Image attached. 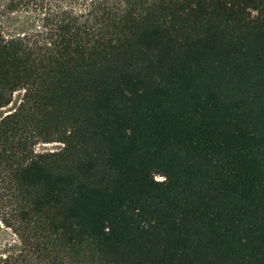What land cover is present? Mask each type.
Masks as SVG:
<instances>
[{
  "label": "trees",
  "instance_id": "trees-1",
  "mask_svg": "<svg viewBox=\"0 0 264 264\" xmlns=\"http://www.w3.org/2000/svg\"><path fill=\"white\" fill-rule=\"evenodd\" d=\"M46 10L0 30V264H264V0Z\"/></svg>",
  "mask_w": 264,
  "mask_h": 264
},
{
  "label": "rangeland",
  "instance_id": "rangeland-1",
  "mask_svg": "<svg viewBox=\"0 0 264 264\" xmlns=\"http://www.w3.org/2000/svg\"><path fill=\"white\" fill-rule=\"evenodd\" d=\"M11 0H0V30L5 36L16 35L23 31L33 30L41 23L40 18L46 14L47 7L56 9L67 7V0H33L28 7H19L16 10L10 11L9 4ZM41 4L43 8L41 9ZM21 97V92H15L11 103L0 109V116L6 114L10 109L17 105ZM59 146L58 143H40L37 144V151L53 150ZM161 179L160 177H157ZM14 236L9 229L0 224V254L6 251L9 243L13 241Z\"/></svg>",
  "mask_w": 264,
  "mask_h": 264
}]
</instances>
